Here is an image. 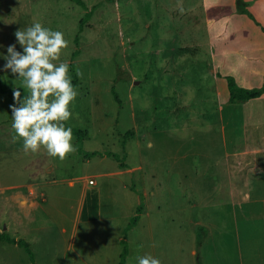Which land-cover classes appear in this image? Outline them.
Instances as JSON below:
<instances>
[{"label":"rangeland","instance_id":"1","mask_svg":"<svg viewBox=\"0 0 264 264\" xmlns=\"http://www.w3.org/2000/svg\"><path fill=\"white\" fill-rule=\"evenodd\" d=\"M81 1L0 0V80L42 95L0 92V233L28 241L37 264H117L110 230L131 218H109L102 179L83 191L85 176L127 162L141 166L145 213L126 232L127 264H264V123L245 126L236 106L222 131L227 83L208 47L230 20L262 27L264 0H241L244 12L238 0ZM8 251L30 264L7 242L0 262Z\"/></svg>","mask_w":264,"mask_h":264},{"label":"crops","instance_id":"2","mask_svg":"<svg viewBox=\"0 0 264 264\" xmlns=\"http://www.w3.org/2000/svg\"><path fill=\"white\" fill-rule=\"evenodd\" d=\"M249 22L248 20H244L243 22L230 20V23L225 24L227 26L229 25L228 32L215 34L208 37V47H210V50H213V62L215 63L217 69H219V71L215 74L216 77H218L219 75H223L221 77H224V79H222V81H224L227 76H232L231 74H229L230 72H234V76L232 77L234 78V81L237 86L252 89L264 86V25L260 27L259 23H252L251 21ZM201 41L205 42L207 40L204 39ZM236 106L245 107V110L242 113L245 126H248L250 124L260 126V123H264V95L244 103H229L227 92V99L225 102L221 101V109L217 115L221 123L228 124L226 126H222L223 132H225V130L229 127V125H231V123L235 122V117L237 113ZM260 136L264 140V133H261ZM253 137L254 136H252L251 138ZM256 151L258 150L253 148H247L242 153L248 154ZM246 160L248 159L241 158L239 159V162H243ZM255 164L260 165L256 162ZM235 168H237V166ZM140 169L141 166H133L127 162H124L118 163L117 165H113L111 167L104 168L102 170L104 172H98L93 175H87L85 176L86 181L83 194H86L89 185L96 186L99 184L96 179H102L101 183L103 185H108V195L112 197V201H114L110 203L107 208L106 213H109V218H132L136 214L135 211L138 208L137 205H140V195L135 187V184L131 181L137 176L136 173H138ZM240 169L237 168V170L239 171ZM251 173V170H249L247 172V175L250 174L248 178L253 179ZM139 174L140 178H143V175L141 173ZM75 180L77 179H69V181L72 182V185L70 186L74 185ZM90 180H93V183H90ZM200 184H203V186H205V183L203 182ZM101 209H103L102 204ZM123 211L127 212L126 216H121V212ZM82 212L83 211L80 209L78 213L77 223L79 220H81ZM144 215L145 213L141 212L138 223L141 222ZM87 216H89L88 212ZM134 229L135 227H133L129 231ZM75 230L76 227L74 231ZM110 233V239L113 240L115 244H122L123 240L126 241L127 235H123L122 232L116 231V228L110 230ZM10 245L15 248H20L14 244ZM65 247L66 244H63L62 249H64ZM69 248H73V241L69 243V245L66 247V250H69ZM48 250L51 251L52 246L46 247L45 252H48ZM39 251H41L40 248ZM121 251L122 249L119 253H121ZM15 252L20 251L17 250ZM35 254L36 253H34V257ZM117 256L120 258V254L117 253ZM13 257L14 256H12V251H8L6 262L8 264H23L22 260ZM0 263L4 264V262Z\"/></svg>","mask_w":264,"mask_h":264},{"label":"trees","instance_id":"3","mask_svg":"<svg viewBox=\"0 0 264 264\" xmlns=\"http://www.w3.org/2000/svg\"><path fill=\"white\" fill-rule=\"evenodd\" d=\"M79 5L85 7L84 3L81 0H75ZM238 10L241 12H244V3H242L241 0H238ZM90 11H87V13L85 14V17L80 21V25L81 27L83 26V24L88 20V18L90 17ZM70 69L72 70V80L70 81V83L65 87V90H68L71 87H74L77 85L78 83V75L75 73L74 68L72 66V64L70 65ZM226 83H227V92H228V102L229 103H244L247 102L249 100L252 99H256L261 97L262 95H264V86L260 87V88H252V89H248V88H243V87H239L237 86V84L234 81V78L232 76H227L225 78ZM114 88H112V92ZM0 92L13 98L15 96H19L24 100H33L36 99L38 97H42V95H39L37 93H27L22 89H11L7 86L5 81L0 80ZM56 96H61V94L59 92H55L54 93ZM114 98L116 100H118L117 96L114 94ZM120 104V102H119ZM42 108L43 110L50 116L51 112L47 109V101L45 99H43L42 101ZM59 125L67 130L69 133L77 136L79 139H82L84 137V132L81 129H76L73 127H69L67 125H65L63 122H59ZM129 135H133L132 131L130 133H127L124 137L129 136ZM142 212V206L139 205L137 210H136V214L130 219L128 225L125 228V234L126 232H128L130 229H132L133 227L136 226L139 218H140V214ZM202 231V229H198L197 230V235H196V240H197V245L198 247L200 246V240L202 238V235L200 234V232ZM0 242H7L9 244H14L17 245L20 248H23L24 251L27 253L30 264H37L35 262V257H34V253L31 249L30 243L28 241H26L25 239H15L13 237H11L7 232H2L0 233ZM123 247H122V251L120 253V258H119V262L118 264H127V257L129 255V249L127 248L125 241H122ZM196 255H197V251H196ZM199 261V260H198ZM200 263V262H199Z\"/></svg>","mask_w":264,"mask_h":264},{"label":"built area","instance_id":"4","mask_svg":"<svg viewBox=\"0 0 264 264\" xmlns=\"http://www.w3.org/2000/svg\"><path fill=\"white\" fill-rule=\"evenodd\" d=\"M90 183H93V180H90Z\"/></svg>","mask_w":264,"mask_h":264}]
</instances>
